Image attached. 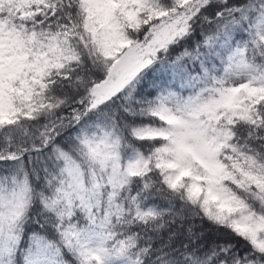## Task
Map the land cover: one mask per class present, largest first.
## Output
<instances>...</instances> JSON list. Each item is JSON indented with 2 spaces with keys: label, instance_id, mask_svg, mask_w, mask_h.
Returning a JSON list of instances; mask_svg holds the SVG:
<instances>
[{
  "label": "snow or ice",
  "instance_id": "1",
  "mask_svg": "<svg viewBox=\"0 0 264 264\" xmlns=\"http://www.w3.org/2000/svg\"><path fill=\"white\" fill-rule=\"evenodd\" d=\"M0 264H264V0H0Z\"/></svg>",
  "mask_w": 264,
  "mask_h": 264
},
{
  "label": "trees",
  "instance_id": "2",
  "mask_svg": "<svg viewBox=\"0 0 264 264\" xmlns=\"http://www.w3.org/2000/svg\"><path fill=\"white\" fill-rule=\"evenodd\" d=\"M196 223L199 224L200 221H196ZM211 228H212V226L207 221H205L204 222V229H211ZM218 235L219 234L216 233L214 229H212L211 231L208 232L206 239L210 242V241L216 239L218 237ZM240 243H243V241H240Z\"/></svg>",
  "mask_w": 264,
  "mask_h": 264
}]
</instances>
